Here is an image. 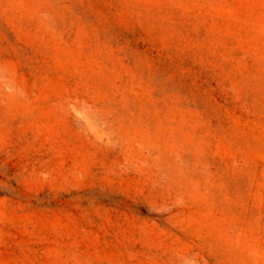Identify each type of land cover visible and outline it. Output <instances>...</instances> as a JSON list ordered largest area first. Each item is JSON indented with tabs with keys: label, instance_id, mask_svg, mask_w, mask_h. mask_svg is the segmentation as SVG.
Listing matches in <instances>:
<instances>
[{
	"label": "rangeland",
	"instance_id": "rangeland-1",
	"mask_svg": "<svg viewBox=\"0 0 264 264\" xmlns=\"http://www.w3.org/2000/svg\"><path fill=\"white\" fill-rule=\"evenodd\" d=\"M0 264H264V0H0Z\"/></svg>",
	"mask_w": 264,
	"mask_h": 264
}]
</instances>
